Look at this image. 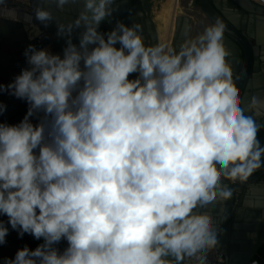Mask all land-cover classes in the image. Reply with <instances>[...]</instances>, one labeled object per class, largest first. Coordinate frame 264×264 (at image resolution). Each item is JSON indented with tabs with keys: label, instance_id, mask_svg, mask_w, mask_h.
Returning <instances> with one entry per match:
<instances>
[{
	"label": "clouds",
	"instance_id": "9594fccd",
	"mask_svg": "<svg viewBox=\"0 0 264 264\" xmlns=\"http://www.w3.org/2000/svg\"><path fill=\"white\" fill-rule=\"evenodd\" d=\"M50 5L82 10L60 23ZM120 5L34 9L65 46L29 44L27 67L0 83V96L27 104L20 122H0V247L11 231L42 243L0 264H208L222 233L213 213L235 192L225 181L264 170V93L242 101L227 25L192 37L185 22L178 47L148 44L139 22L101 31Z\"/></svg>",
	"mask_w": 264,
	"mask_h": 264
},
{
	"label": "water",
	"instance_id": "95a60500",
	"mask_svg": "<svg viewBox=\"0 0 264 264\" xmlns=\"http://www.w3.org/2000/svg\"><path fill=\"white\" fill-rule=\"evenodd\" d=\"M142 1V5L138 0L132 5L123 0L122 3H119L121 4L118 10L120 15H115L114 13L113 17L110 18V23L104 22L101 27L108 31L115 25L117 20L128 25L139 22L144 25L143 35L146 42L148 44L159 43L157 30L153 27V21L149 15L147 0ZM230 1L237 5L245 16L253 18V13L257 12L258 14H262L264 18V5L255 4L251 2V0ZM210 2L209 0L198 1L205 17L211 23H215L217 18L223 21L222 18L217 16L216 9H218V6L215 0H210ZM38 4H40V0H31V7L33 10ZM49 7L54 8V5H50ZM79 10H82V5L80 9H77L75 5L66 6L64 11H56L57 15L55 18L60 23H68L76 18ZM137 13H142V16H137ZM189 21L190 18L187 16L178 15L175 17L174 30L169 40V46L178 47L179 44L183 42L185 39L182 35L183 25L185 22L189 23ZM223 22L227 25L225 35L236 44L239 49L238 58L233 49H228V60L232 65L234 80L237 87L240 89L242 101L246 102L251 94L264 93V56L259 57V61L257 59L253 67L250 40L248 38L252 36V38L255 39V48L259 52L261 47H264V40H261V37H264V26L261 25V30L258 34L250 32L241 34L239 32L240 29L236 28L237 25L234 20L226 19V22ZM12 25L14 34L23 32L22 25L18 23H13ZM228 27L235 29L236 32L232 29L231 31ZM48 30L50 32V40H47L43 44L51 42L56 54H62L65 40L56 37L57 29L54 24L49 26ZM15 41L17 40L0 35V83L5 85L12 82L16 75H19V73L12 68L10 60L5 59V52L2 51L5 43H14ZM74 43H78V40L75 39V35ZM12 57L15 59L19 58L14 55H12ZM261 58H263L262 62L260 61ZM252 70H254V73L251 76ZM237 76L239 80H236ZM0 100L8 106L7 113L0 117V122H6L8 124L20 122L26 114L27 104L7 94L0 96ZM260 139L261 142L264 143V132H261ZM225 183H228L235 192L233 198L224 205L226 212H220L219 208H217L216 212L213 213L216 222L214 226L217 230H222L219 249L223 253L224 262L219 264H245L253 257L254 252L264 238V170L255 172L244 184H240L239 182L231 184L229 181H225ZM224 215L228 216L227 220H229V222L227 220L222 222ZM0 218L5 221L7 220V217ZM7 240L8 244L0 247V256L2 257H14L17 249L23 247L25 244L32 249H35L37 246L33 244L26 235L23 239H17V233L15 231H11ZM66 246V242H61V244L58 245L61 250Z\"/></svg>",
	"mask_w": 264,
	"mask_h": 264
},
{
	"label": "flooded vegetation",
	"instance_id": "af4514ba",
	"mask_svg": "<svg viewBox=\"0 0 264 264\" xmlns=\"http://www.w3.org/2000/svg\"><path fill=\"white\" fill-rule=\"evenodd\" d=\"M135 1L136 0H125V2H127L128 4L131 3L132 5L135 3ZM138 1H140V4L142 5L143 1L142 0H138ZM151 1L152 0H147V3L149 5V15H150L151 20L153 21V27H155V29L157 30V34H158V38H159L158 24L155 21L156 18H154L152 16ZM198 1L199 0H188V2L186 1L181 6L183 8V10H179V11L177 10L178 14L176 15V16H178V15L187 16L190 18L189 24H191V26H192V31L190 33V36H192V37L203 32L204 28L207 27L208 25L213 24L205 17L204 13L202 12V10L200 8ZM117 2L122 3L123 0H119ZM209 2H210V0H209ZM215 2L218 6V9L215 8L217 11V12L216 11L215 12L218 14L217 16L222 18V20L225 22H226V19L234 20L235 24L237 25L236 28L240 29L239 32L241 34H244V32H250L253 34H258L259 31L261 30V25L264 26V20H263L264 18H263L262 14H258L257 12H254L253 18H252L249 16H245L242 13V11L237 7V5H235L230 0H215ZM251 2H253V1H251ZM253 3H255V2H253ZM51 9L53 10V12H55V15H57L56 11H58V10H55L54 8H51ZM116 14L120 15V12L117 11V13H115V15ZM176 16H174V18H173V25H171V31L174 30V21H175ZM228 29L231 30L232 28L228 27ZM232 30L234 32H236L235 29H232ZM101 31H106V30L103 27H101ZM248 38L250 40L251 57H252L251 60H252V64L254 67L256 62H257V59L259 61V57L264 56V47H261V49L258 52V50H256V48H255V42H254L255 39L252 38V36H250ZM15 39L18 42H22V44L26 45L25 43H23V42H25L23 35H19ZM261 40H264V37H261ZM8 44H11V43H8ZM166 44L170 45L169 41H166ZM224 44H225L226 50L233 49L235 51V53L237 54L236 57L238 58L239 49H238L237 45L234 44L229 38H227L226 35H224ZM12 48L13 49L10 53L9 52L5 53V56H4L5 59H7V60H9V58L15 59L12 57V55H14L15 57H22V58L24 57L23 56L24 50L19 51L18 49H16L17 47L14 48V46ZM260 61L262 62L263 58H261ZM253 73H254V70L251 71V76ZM249 90H251V89H249Z\"/></svg>",
	"mask_w": 264,
	"mask_h": 264
},
{
	"label": "built area",
	"instance_id": "2783aa9c",
	"mask_svg": "<svg viewBox=\"0 0 264 264\" xmlns=\"http://www.w3.org/2000/svg\"><path fill=\"white\" fill-rule=\"evenodd\" d=\"M259 1V0H256ZM0 21H9L10 23H18L22 25L23 32L19 35H23L25 41L30 42L35 45H40L50 40V32L48 28H43L39 25V22L34 19V10L31 7V0H0ZM11 24V25H12ZM37 30H39V36L30 40L37 35ZM171 37L167 38L169 41ZM254 261H261L256 258H250L245 264H253ZM224 262V256L221 250L218 248L212 251L208 256V264H219ZM196 264V262H193Z\"/></svg>",
	"mask_w": 264,
	"mask_h": 264
},
{
	"label": "crops",
	"instance_id": "0c3cea01",
	"mask_svg": "<svg viewBox=\"0 0 264 264\" xmlns=\"http://www.w3.org/2000/svg\"><path fill=\"white\" fill-rule=\"evenodd\" d=\"M152 1L154 2L155 0H152ZM54 16H56L55 13H54ZM11 24L12 23H10L9 21H0V35L7 36L8 38H11V39L17 38L19 33H15L14 34V32L12 31L13 25H11ZM172 25H173V20H172ZM6 40H8V39H6ZM23 43H25L26 45H24V44H22V42H18V41H15L14 43H11V44H8V43L6 44L5 43L3 45L4 47H3L2 51H4L5 53L6 52L10 53L12 51V49H13L12 48L13 46H14V48L17 47L16 49H18L19 51H21V50L23 51V50H25V47H27L29 44H32V43L27 42V41H25ZM36 46L38 48H49L50 51H52L53 53L56 54L54 46H53V44L51 42L50 43L36 45ZM24 59H25V57H23V58L19 57L17 59H10L9 58V60L11 62L10 64L12 65V68L15 69V71L18 72L19 74H20L22 68L27 67L26 62H25ZM227 221L229 222V220H227ZM26 236L35 245H37L38 243H42V241H35L31 236H28V235H26ZM238 237H240V236H238ZM262 250H264V238L262 239L261 243L259 244V246L257 247L256 251L254 252L253 257L258 258L261 261L260 254H263ZM261 263H262V261H261Z\"/></svg>",
	"mask_w": 264,
	"mask_h": 264
},
{
	"label": "rangeland",
	"instance_id": "374dc122",
	"mask_svg": "<svg viewBox=\"0 0 264 264\" xmlns=\"http://www.w3.org/2000/svg\"><path fill=\"white\" fill-rule=\"evenodd\" d=\"M188 2V0H176L175 4H174V8L172 9V14H171V20L169 22V27L167 29V32H169L171 30V25H172V20L174 18V16H176L178 14L179 10H183V8L181 7L182 4H184L185 2ZM166 2V0H155L154 2L151 1V11H152V16L155 19V21L158 24V32H160V28L162 26V22L163 19L161 18L162 14V6L164 5L163 3ZM163 4V5H162ZM180 8V9H179ZM182 8V9H181ZM178 10V11H177ZM263 254H260L261 257V261L264 264V250H262Z\"/></svg>",
	"mask_w": 264,
	"mask_h": 264
},
{
	"label": "bare ground",
	"instance_id": "6f19581e",
	"mask_svg": "<svg viewBox=\"0 0 264 264\" xmlns=\"http://www.w3.org/2000/svg\"><path fill=\"white\" fill-rule=\"evenodd\" d=\"M176 0H166L162 5V16L161 18L163 19L162 26L160 28L159 32V43L163 42L166 43L167 38L170 37V35L173 33V31L167 32V29L169 27V22L171 20V14H172V9L174 8Z\"/></svg>",
	"mask_w": 264,
	"mask_h": 264
}]
</instances>
